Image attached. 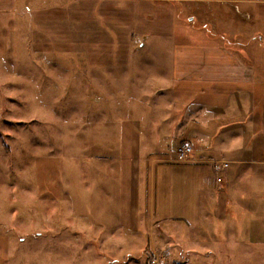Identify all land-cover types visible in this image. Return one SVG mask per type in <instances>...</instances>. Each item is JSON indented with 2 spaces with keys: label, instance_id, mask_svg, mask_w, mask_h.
I'll use <instances>...</instances> for the list:
<instances>
[{
  "label": "crops",
  "instance_id": "0c3cea01",
  "mask_svg": "<svg viewBox=\"0 0 264 264\" xmlns=\"http://www.w3.org/2000/svg\"><path fill=\"white\" fill-rule=\"evenodd\" d=\"M232 2L245 17L230 19L229 43L191 29L171 0H0L3 83L17 86L3 65L16 51L36 80L105 100L87 114L84 181L86 201L113 202L92 207L111 217L101 231H118L112 263L136 248L124 234L148 226L166 264L251 261L254 246L264 264V0ZM181 141L192 153L177 162Z\"/></svg>",
  "mask_w": 264,
  "mask_h": 264
},
{
  "label": "rangeland",
  "instance_id": "374dc122",
  "mask_svg": "<svg viewBox=\"0 0 264 264\" xmlns=\"http://www.w3.org/2000/svg\"><path fill=\"white\" fill-rule=\"evenodd\" d=\"M171 1L175 16L184 17L182 21L191 29H201L208 34L204 35L206 38L218 35L229 43L230 29L240 30L237 26L230 28V19H235V14L241 19L245 17L232 0ZM189 33L187 38L193 41L205 38L197 31ZM244 40L241 39L242 44ZM11 58L15 64L6 61L3 65H11L10 74H5L13 82L18 80L14 82L17 86L9 87L0 80V264H146L152 258L166 264L163 248L152 251L149 246L151 239L155 243L163 240H155V232H149L148 226L137 233L124 234L126 242L136 244V248L124 245V252L129 251L124 259L130 256L131 261L121 259V255L117 263L108 260L116 249L106 244L117 243L118 231H101L98 219L111 217L101 216V211L96 214V210L92 215V207H108L113 202L97 195L95 201H86L88 189L84 181V167L89 162L85 141V126L90 122L87 114L89 109L104 104L99 92L90 89L84 94L85 89H75L74 84L65 88L36 80L35 71L34 77L25 72L27 66L21 62L22 56L19 58L15 51ZM23 75L30 76L28 81H22L28 87L19 86ZM169 156L173 154L170 152ZM85 207L89 215H78L79 209ZM239 249L242 248L237 252H241ZM260 249H251V261L246 260L245 253L236 254L233 264H263L262 257L256 254ZM197 260L191 264H213L214 260V264H232L221 263L219 257Z\"/></svg>",
  "mask_w": 264,
  "mask_h": 264
},
{
  "label": "built area",
  "instance_id": "2783aa9c",
  "mask_svg": "<svg viewBox=\"0 0 264 264\" xmlns=\"http://www.w3.org/2000/svg\"><path fill=\"white\" fill-rule=\"evenodd\" d=\"M192 153V146L188 142H179L174 149V160L177 162L186 161ZM217 181L220 177L216 178ZM149 264H160L155 258L150 259Z\"/></svg>",
  "mask_w": 264,
  "mask_h": 264
},
{
  "label": "trees",
  "instance_id": "16d2710c",
  "mask_svg": "<svg viewBox=\"0 0 264 264\" xmlns=\"http://www.w3.org/2000/svg\"><path fill=\"white\" fill-rule=\"evenodd\" d=\"M149 263V262H148Z\"/></svg>",
  "mask_w": 264,
  "mask_h": 264
}]
</instances>
